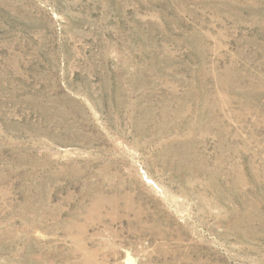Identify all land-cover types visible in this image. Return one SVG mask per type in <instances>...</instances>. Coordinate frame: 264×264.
Here are the masks:
<instances>
[{
  "label": "rangeland",
  "instance_id": "rangeland-1",
  "mask_svg": "<svg viewBox=\"0 0 264 264\" xmlns=\"http://www.w3.org/2000/svg\"><path fill=\"white\" fill-rule=\"evenodd\" d=\"M0 264H264V0H0Z\"/></svg>",
  "mask_w": 264,
  "mask_h": 264
},
{
  "label": "water",
  "instance_id": "water-1",
  "mask_svg": "<svg viewBox=\"0 0 264 264\" xmlns=\"http://www.w3.org/2000/svg\"><path fill=\"white\" fill-rule=\"evenodd\" d=\"M127 260L128 261H134V258L129 256V257H127Z\"/></svg>",
  "mask_w": 264,
  "mask_h": 264
}]
</instances>
